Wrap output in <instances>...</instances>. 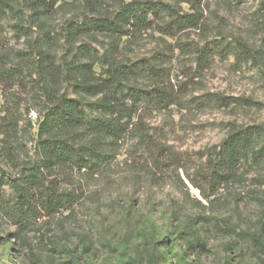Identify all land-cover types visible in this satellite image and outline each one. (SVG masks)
<instances>
[{"label": "rangeland", "instance_id": "1", "mask_svg": "<svg viewBox=\"0 0 264 264\" xmlns=\"http://www.w3.org/2000/svg\"><path fill=\"white\" fill-rule=\"evenodd\" d=\"M132 1L0 0V264H264V151L217 175L231 131L264 136V0H145L169 9L148 29H85ZM64 99L87 124H47ZM95 119L121 137L95 142ZM54 140L92 169L47 162Z\"/></svg>", "mask_w": 264, "mask_h": 264}, {"label": "trees", "instance_id": "2", "mask_svg": "<svg viewBox=\"0 0 264 264\" xmlns=\"http://www.w3.org/2000/svg\"><path fill=\"white\" fill-rule=\"evenodd\" d=\"M169 11L168 7L157 5V3L145 1V0H133L132 2L123 5L120 12L117 13L114 19L108 18H94L86 19L83 25L85 29L91 32L99 33H110L127 35L130 32H140L141 30L148 29L151 26V20L149 16H157L159 13ZM190 17V16H187ZM181 19L182 17H179ZM191 18V17H190ZM192 21V19L190 20ZM131 28V29H130ZM78 29V28H77ZM227 47L216 44L215 49H219L218 53H225ZM236 55L244 57L250 53L249 49L242 43H237ZM203 57L208 58L204 51L202 52ZM116 73V71H115ZM115 73L111 75L109 81L97 83L94 85L86 86L87 89H93L94 93H102L109 91L114 85L111 82L115 79ZM213 99H204L198 104L205 105L209 102H214ZM218 100L216 99V102ZM81 104L76 100L64 99L60 101L52 111L47 114V124L60 129H75L83 127L85 122L83 114L80 112ZM99 107L110 114V116L119 112V103L116 106L106 101H102ZM118 108V109H117ZM129 112V111H128ZM89 123V122H88ZM92 124V125H91ZM89 125L94 130L95 142L100 143L104 140H118L122 135V126L119 123H113L112 120H101L95 119ZM264 137L260 128L256 126L247 127L240 130L231 131L226 139L223 141L222 151L219 153V163L223 166L222 174L225 177H230L235 173V169L240 159L245 158L247 155H251L253 158L259 156L264 151V144L259 150H255L257 142ZM95 143V144H97ZM91 148L81 147L76 152L68 146L64 141L54 140L51 141L50 146L47 148L46 161L56 164L71 163L75 167L81 169H92L94 163L89 162L86 156H90L88 153ZM92 152V151H91ZM97 155V153H96ZM88 161V162H87ZM30 179V180H29ZM27 181L33 180L37 182L39 176L35 174H29L26 178ZM16 191L19 193V197L24 199L26 204L29 203V188L24 189L22 184L16 183ZM60 196L49 197L47 202L50 206L63 205V199ZM23 202V203H24ZM23 203L21 205H23Z\"/></svg>", "mask_w": 264, "mask_h": 264}]
</instances>
